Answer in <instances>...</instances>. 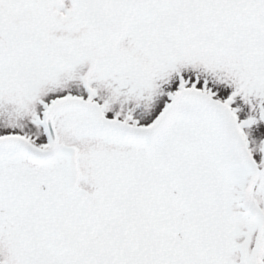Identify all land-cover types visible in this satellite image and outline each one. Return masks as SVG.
<instances>
[{
	"label": "snow or ice",
	"instance_id": "obj_1",
	"mask_svg": "<svg viewBox=\"0 0 264 264\" xmlns=\"http://www.w3.org/2000/svg\"><path fill=\"white\" fill-rule=\"evenodd\" d=\"M0 264H264V0H0Z\"/></svg>",
	"mask_w": 264,
	"mask_h": 264
}]
</instances>
